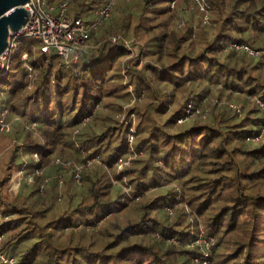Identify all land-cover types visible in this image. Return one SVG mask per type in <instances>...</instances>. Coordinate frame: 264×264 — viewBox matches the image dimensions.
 I'll return each instance as SVG.
<instances>
[{
    "label": "trees",
    "instance_id": "obj_1",
    "mask_svg": "<svg viewBox=\"0 0 264 264\" xmlns=\"http://www.w3.org/2000/svg\"><path fill=\"white\" fill-rule=\"evenodd\" d=\"M203 2L116 0L75 62L24 59L18 38L0 68V117L16 119L0 132V264H196L200 229V264H264V0ZM13 172L28 175L15 192Z\"/></svg>",
    "mask_w": 264,
    "mask_h": 264
},
{
    "label": "built area",
    "instance_id": "obj_2",
    "mask_svg": "<svg viewBox=\"0 0 264 264\" xmlns=\"http://www.w3.org/2000/svg\"><path fill=\"white\" fill-rule=\"evenodd\" d=\"M68 1L65 0L59 4L57 9L50 6L43 9L42 5H46L45 0H30L25 4L27 20L18 32L9 37L8 49L0 58V68H7L6 63L9 60L11 51L17 48L20 43L18 38H35L40 42L39 50L41 52L48 54L54 50L63 62H72L70 57L73 50L76 49L78 44L87 42L91 35L104 24L110 16L115 0H106L105 4L94 12L91 20L65 15ZM117 40L118 37H111L113 43ZM22 58L25 59L26 55ZM77 58L78 56L74 62ZM27 68L30 70V67ZM189 117V114H187L185 119ZM77 177H79L78 174ZM199 259L200 261L196 264L205 262L203 257ZM4 261L12 262L11 259H4Z\"/></svg>",
    "mask_w": 264,
    "mask_h": 264
},
{
    "label": "rangeland",
    "instance_id": "obj_3",
    "mask_svg": "<svg viewBox=\"0 0 264 264\" xmlns=\"http://www.w3.org/2000/svg\"><path fill=\"white\" fill-rule=\"evenodd\" d=\"M192 1L194 3H190V5H191V6H189L190 9L193 8L192 6H197V8L199 10H201V11L204 10V8H205L204 4L205 3L203 2V0H192ZM45 2H46V5H44V4L42 5L43 9H46L47 6H50V4H49L50 0H45ZM114 2H116V0ZM24 42L25 43L27 42L28 44L26 46V49H23L22 55H25L27 50H30L31 51L30 52L31 57L37 56L38 55L37 53H39V51H38L39 43H40L39 40H37L35 38H25ZM128 45L129 44H127V46ZM92 46L93 45L90 42V40H88L87 42L78 44L76 46V49H74L73 53L71 54V57H70L71 61L74 62L76 57L77 56L80 57L83 54V52L87 53L88 49ZM17 51H18L17 48L13 49L12 54L16 55ZM137 55L138 54L133 55V58L128 63V65L134 64L135 56H137ZM139 64L140 63H138L137 67L139 66ZM11 66H13V64ZM206 102H209L207 100V98L201 99L198 102L197 101L188 102L186 105L185 112L187 114H189V116H190L189 119L196 118V119L202 120L204 117H206L208 115V111H209V108H208ZM216 102L217 101L215 99H212V101H210L211 104H215ZM217 103L219 104L220 102H217ZM119 118H120L119 121L120 122L122 121L123 123H127L129 120V118L125 119L123 114H120ZM14 120H16V119L15 118H8V113L6 112V110L3 111V113H1V117H0V132L3 134H6L5 132L10 128V125ZM133 122L135 124L136 119H134ZM8 143H9L8 137L3 136L2 138H0V157L3 156L4 150L6 149ZM63 166L66 167L67 164H63ZM121 169H122L121 165H118L117 170H121ZM77 174L78 173L74 174V178H76V180L79 179V177H77ZM25 178L28 179V175L23 174L21 172H13L11 177H10L9 184H8V190L15 192L19 188L20 183ZM198 237L199 238L196 240H191V242L189 244H187L186 248L196 249V251L202 255L203 260H209V255L211 254V249H212L211 247H213L212 245H214V241L211 238H208V240H204L203 238L205 236L203 235V232L201 231V229L198 233ZM201 255H195V253H194V255L192 256V259H191L193 261V263L199 262L200 261L199 258H202Z\"/></svg>",
    "mask_w": 264,
    "mask_h": 264
},
{
    "label": "water",
    "instance_id": "obj_4",
    "mask_svg": "<svg viewBox=\"0 0 264 264\" xmlns=\"http://www.w3.org/2000/svg\"><path fill=\"white\" fill-rule=\"evenodd\" d=\"M30 0H0V58L8 49V39L24 25Z\"/></svg>",
    "mask_w": 264,
    "mask_h": 264
},
{
    "label": "crops",
    "instance_id": "obj_5",
    "mask_svg": "<svg viewBox=\"0 0 264 264\" xmlns=\"http://www.w3.org/2000/svg\"><path fill=\"white\" fill-rule=\"evenodd\" d=\"M87 20H90V19H87Z\"/></svg>",
    "mask_w": 264,
    "mask_h": 264
}]
</instances>
